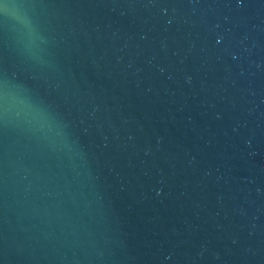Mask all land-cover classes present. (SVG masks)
I'll return each mask as SVG.
<instances>
[{
	"label": "water",
	"instance_id": "95a60500",
	"mask_svg": "<svg viewBox=\"0 0 264 264\" xmlns=\"http://www.w3.org/2000/svg\"><path fill=\"white\" fill-rule=\"evenodd\" d=\"M0 264H264V0H0Z\"/></svg>",
	"mask_w": 264,
	"mask_h": 264
}]
</instances>
